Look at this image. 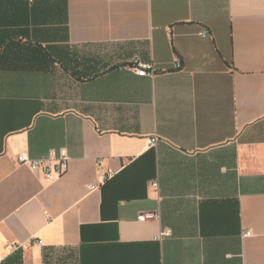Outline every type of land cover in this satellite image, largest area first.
Listing matches in <instances>:
<instances>
[{"label": "crops", "instance_id": "0c3cea01", "mask_svg": "<svg viewBox=\"0 0 264 264\" xmlns=\"http://www.w3.org/2000/svg\"><path fill=\"white\" fill-rule=\"evenodd\" d=\"M61 148L62 176L17 161ZM0 241L4 264H264V0H0Z\"/></svg>", "mask_w": 264, "mask_h": 264}, {"label": "built area", "instance_id": "2783aa9c", "mask_svg": "<svg viewBox=\"0 0 264 264\" xmlns=\"http://www.w3.org/2000/svg\"><path fill=\"white\" fill-rule=\"evenodd\" d=\"M178 66H180V63H178ZM131 68L140 76H146V75H153L155 72L154 66L150 62H144L139 59H135L132 64ZM156 139H150V143H154ZM17 161L20 164H25L30 166L31 168L35 170H42L46 176V178L51 179L55 176H62L68 171L69 167V153L66 148H61L58 151L53 150L51 152V155L48 158H32L26 153L20 154L17 157ZM107 176L104 175V179H106ZM154 186H157V184H153ZM97 186H90V188H96ZM158 214L154 212H147V213H140L138 215V219L140 221H146L148 219L156 218ZM170 231H163L161 235L169 234ZM251 230H248L244 233L245 236L251 235ZM40 243H42V240H39ZM0 264H4V259L1 254V241H0Z\"/></svg>", "mask_w": 264, "mask_h": 264}]
</instances>
